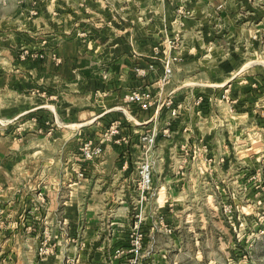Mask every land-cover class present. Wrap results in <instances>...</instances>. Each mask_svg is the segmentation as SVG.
I'll use <instances>...</instances> for the list:
<instances>
[{
    "label": "crops",
    "instance_id": "1",
    "mask_svg": "<svg viewBox=\"0 0 264 264\" xmlns=\"http://www.w3.org/2000/svg\"><path fill=\"white\" fill-rule=\"evenodd\" d=\"M21 2L16 0L14 3V23L17 27L23 19L22 12L18 13L22 9ZM244 2L35 0L40 10L38 26H44L39 34L49 38V44L57 52L60 62L50 52L45 61L42 59V64L39 60V64L34 65L33 77L39 89L49 95L48 99H32L33 106L28 108L24 106V99H15L9 102L16 105L15 112L9 116L10 119H17L26 112L33 113V118L37 120L33 123L35 132L43 133L38 135L41 137L40 144L34 152L48 149L69 154L64 156L65 160L68 159L64 163L52 159L44 165L40 160L32 166L43 167L42 175L33 180L32 188L42 190L47 201L41 207L39 203H33L35 206L32 205L28 215H22V211L29 207L31 196L29 191H25L27 187H22L23 178L4 174V166L7 165L4 162L7 161L3 159L14 149L17 152L24 149V133L12 130L14 128H0V157L3 156L0 159V170L3 171H0V200L6 203L7 210L10 207L15 209L13 214H9L15 221L6 227V246L12 243L13 238L24 240V234L35 231L38 227L36 220L41 218L45 220L43 224H48L55 231L56 246L63 243L72 246V241L82 236L83 244L87 246L81 259L83 262L90 260L87 251L103 249L106 242L113 241V238L114 244L109 253L128 245L132 224L130 209L137 195V161L134 159L143 152L141 136L155 124L163 126L169 117V110L156 102L148 110L141 109L136 103L128 105L129 113L125 115L119 105L123 104L122 99L131 90L140 88L148 91L152 99H173L175 106L180 108L171 127L172 136L157 141L166 152L170 150L169 154L180 152L181 145L189 140L195 142V137L200 135L207 136L210 141L222 133L231 139L237 137L239 130L243 134V119L255 117L264 120V91L260 90L259 98L253 97L258 95L255 89L257 83L249 79L243 81V76L236 79L239 73H243V64L233 62L243 60V50L231 47L228 49L230 52L225 53L224 45H221V41L225 45L231 44L232 38L243 40V15L239 18L236 13L233 15V10L246 7ZM180 6L185 8V12L179 11ZM37 18L32 24L35 25ZM237 23L239 25L235 26ZM157 45L161 48L159 54L154 51ZM170 56H178V60L172 61V76L165 81L164 60ZM217 57L224 61H219L218 68ZM137 67L144 69L146 74H138ZM19 68L16 72H20L18 77L23 79L24 65ZM216 70L224 74H216ZM0 71V83L2 85L3 78L6 85L4 78L8 69L2 67ZM230 73L235 75L224 78ZM226 85L230 86L232 101L224 98ZM199 97L205 99L201 106L196 104ZM9 103L7 99H0V116L5 118L3 109ZM80 107L86 109L80 113ZM59 119L64 126L73 120L83 122L81 129L74 133L69 127L45 126V122ZM115 121L121 124L122 136H129L128 142H104V129ZM185 127H189L191 133L184 132ZM90 134L93 139L101 140L102 154L92 161L82 160L80 154L78 157L74 154V162H71L73 137L87 140ZM236 141L239 144L235 148L243 152V140ZM230 151L224 149V152ZM46 169L48 171L43 174ZM78 170H83L86 176L80 178L77 173L75 176ZM178 177L172 180L154 177L153 196L146 206L147 218L154 212L161 213L169 221L174 212H180L179 203L169 202L180 199L183 194V191L178 192L176 185L185 184V177ZM212 179L207 178L209 181ZM173 187L174 192L168 191ZM36 192H31L32 198ZM161 199L167 203L162 204ZM149 224L147 219L143 230L149 231ZM107 229L113 232L112 239L105 238ZM7 232L14 234L8 238ZM148 234L146 232V236ZM108 254L99 250L92 261L103 263ZM129 257L112 259L109 264H128Z\"/></svg>",
    "mask_w": 264,
    "mask_h": 264
},
{
    "label": "rangeland",
    "instance_id": "2",
    "mask_svg": "<svg viewBox=\"0 0 264 264\" xmlns=\"http://www.w3.org/2000/svg\"><path fill=\"white\" fill-rule=\"evenodd\" d=\"M243 1L246 7L233 10V15L236 13L239 18L243 15L241 25L243 40L238 41L232 38L231 44L227 43L228 46L223 43L224 41H221V45H224L225 53L230 52L228 49L231 47L233 50L235 48L243 50V60L233 62L237 64L239 61V64H243V73H239L236 79L243 76V81L249 79L251 82H256L255 89L258 95L253 97L259 98L260 90L264 91V0ZM15 2L16 0H0V70L2 67L8 69L4 78L6 85L3 78L2 85L0 83V99H7L8 103L15 99H24V106L28 108L33 106L32 99H48L49 96L45 90L37 86V80L33 77L34 65L39 64V60L42 64L50 52L52 57L57 52L49 44V38L39 34L44 26H38L37 17L40 10L35 0H22V9L18 7L20 9L18 13L22 12L23 19L21 18L18 27L14 23ZM34 18L38 19L35 20V25L32 24ZM238 25L239 23L235 26ZM37 53H44L45 57L36 58ZM220 60L222 58L217 57V68L220 62H224ZM21 65H24L23 79L18 77L20 72H16ZM215 72L223 73L220 70ZM234 75L235 73H230L224 78ZM93 104L97 105L94 101ZM15 107L16 105L9 103L3 109L4 111L2 110L5 118L0 116V128L3 130L5 127L14 128L12 130L18 133L23 132L24 149L19 152L14 149L13 152L7 153V156L4 155L5 159L3 156L0 159L7 161L4 162L7 163L4 166V174L23 178L22 187H27L25 191H29L28 195L31 197L28 200V209L23 210V208V211L21 210L23 214L21 212L19 215H28L33 203H39L41 207L47 201V196L42 193V190L32 188L33 180L42 175L43 167L33 168L32 166L40 160L44 165L52 159L61 163L67 162L68 159L65 160L64 156L69 153L52 152L48 149L34 152L35 147H39L40 144L41 137L38 135L43 133L35 132L33 123L37 120L33 118L32 112H26L17 119H10L9 115L15 112ZM85 109L80 107V113ZM82 122V120H73L67 122L70 125L64 126L63 121L59 119L54 122H45V126L69 127L74 133L81 129ZM163 126L158 125V128ZM240 134L242 133L239 130V135L232 139L226 133H222L214 136V141H210L206 136L202 143H194L191 140L186 142L190 149L187 159L188 168L184 169V174L175 168L176 163L184 158V151L178 150L169 154L170 150L166 152L156 142L151 155L154 164L153 178L161 176L172 180L179 176L185 177L186 183L176 185L179 188L178 192L183 191L181 198L169 200L174 204L179 203L180 212H174L169 221L164 222L161 221L163 217L161 213L152 212L149 218L146 217V221L148 219L150 223L147 225L149 231L144 230L146 240L144 239L142 256L137 264H264V120L255 119V117L243 119V134ZM90 135L87 140H79L78 136L73 137L71 162H74V154L77 157L80 154V159L83 160L82 148L86 141L92 140L94 144H101V140L93 139L95 133L93 136ZM160 135L162 134L159 133L158 139L165 137ZM236 139L243 140V152H238L235 148L239 144ZM204 143L208 145V151L203 149ZM225 148L231 151L224 152ZM209 157H213L215 162L210 164L207 160ZM222 157L225 158L224 161H221ZM138 159L135 157L134 161H139ZM93 160H96V157ZM136 170L138 174V169ZM0 171L3 173L2 170ZM47 171L46 169L43 174ZM76 173H74L75 176ZM207 178H213L215 183ZM153 191L152 188L151 196ZM168 191L174 192L175 189L173 187ZM31 192H36V196L32 198ZM159 201L162 204L167 203L164 199ZM110 205L112 206V202ZM108 208L111 207L108 206ZM14 210L11 207L7 210L6 203L0 200V264H72L73 260L75 264H95L92 259L97 251L104 250L108 254L113 247L115 238L112 237L113 232L107 229L105 238L114 240L106 242L103 249L94 248L87 251L90 253V260L83 262L81 259L84 258V250L87 246L83 244L82 236H77L78 240L72 241V246H66L64 243L56 246V233L51 226L43 224L44 218L36 220L37 229L35 228V231H31L30 234H24V240H20L19 237V240L13 238L12 243L6 246L4 244L6 227L15 221L13 216L9 215L13 214ZM108 213L106 214L107 223ZM146 232L149 233L148 236ZM11 234L14 233L10 232L8 238L12 236ZM26 236L29 237L26 238ZM124 247L114 249L107 255L108 259L100 264L111 263L115 253Z\"/></svg>",
    "mask_w": 264,
    "mask_h": 264
},
{
    "label": "built area",
    "instance_id": "3",
    "mask_svg": "<svg viewBox=\"0 0 264 264\" xmlns=\"http://www.w3.org/2000/svg\"><path fill=\"white\" fill-rule=\"evenodd\" d=\"M180 12H185V8L183 6L179 7ZM154 51L156 54H159L161 52V48L159 45H157L154 48ZM36 58H44V53H37L35 54ZM53 58L60 62L59 56L54 53ZM178 60V56H170L164 60L165 65V81L169 80V78L172 76L173 68H172V61ZM136 72L140 75H145L146 71L144 69H141L139 67L136 68ZM230 87V86H229ZM225 87L224 89V98H226L228 101H232L230 99V88ZM156 100V101H155ZM158 100V101H157ZM123 104L119 105V108L125 113V115H128V105H131L133 103H136L140 106L143 110H148L151 108L155 102L160 105L162 108H167L169 110V117L164 122V126L161 128H158V125L155 124V126L149 130H147L142 136H141V142H142V148L143 152L142 155L139 157V161H137V169H138V179H137V195L136 198L132 200V206L130 209L132 224H131V230H130V236H129V245L128 247H124L115 253L113 256L114 259L121 258L123 256H130L129 257V264H137L140 257L142 256L143 251V243L145 239V233L143 230V225L146 221V206L148 201L151 198V190L153 188L154 184V178H153V169L154 164L152 161V152L154 151V147L156 145L157 139L159 137V133L166 137L172 136L171 127L173 125V122L175 118L178 116L180 112V108L178 106H175L173 99H152V95L150 92L145 91L143 89L137 88L134 90L129 91L124 99H122ZM205 102V99L203 97H199V99H196V104L198 106H201ZM233 108V107H232ZM184 132L191 133V130L189 127H185L183 129ZM103 140L104 142H114V143H122V142H128L129 136H122V127L121 124L118 121L112 122L110 125H108L104 131H103ZM194 143L197 142H204L205 137L204 136H197L194 139ZM203 149L208 151V145L203 144ZM181 149L184 151V158H182L180 161H178L175 165V168L178 172L184 174V169L187 165V159L189 157V147L187 143H184L181 145ZM83 160H93L95 157L99 156L103 152V146L102 144H94L92 140H88L85 142L83 148ZM208 162L211 164L215 162V159L213 157H209ZM225 158L222 157L221 161H224ZM78 176L84 177L85 173L83 170L77 171ZM161 218V221H166V218L164 215ZM48 228H46L47 230ZM50 239V238H48ZM56 245V244H55ZM74 263V260L72 262Z\"/></svg>",
    "mask_w": 264,
    "mask_h": 264
}]
</instances>
